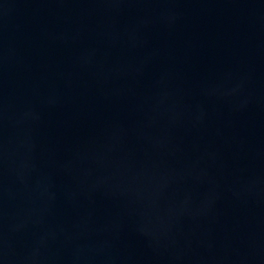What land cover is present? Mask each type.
<instances>
[{
  "label": "water",
  "instance_id": "95a60500",
  "mask_svg": "<svg viewBox=\"0 0 264 264\" xmlns=\"http://www.w3.org/2000/svg\"><path fill=\"white\" fill-rule=\"evenodd\" d=\"M0 264H264V0H0Z\"/></svg>",
  "mask_w": 264,
  "mask_h": 264
}]
</instances>
